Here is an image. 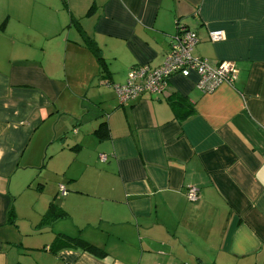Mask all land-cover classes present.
<instances>
[{"label":"crops","instance_id":"1","mask_svg":"<svg viewBox=\"0 0 264 264\" xmlns=\"http://www.w3.org/2000/svg\"><path fill=\"white\" fill-rule=\"evenodd\" d=\"M177 21L233 83L119 104ZM0 264H264V0H0Z\"/></svg>","mask_w":264,"mask_h":264},{"label":"built area","instance_id":"2","mask_svg":"<svg viewBox=\"0 0 264 264\" xmlns=\"http://www.w3.org/2000/svg\"><path fill=\"white\" fill-rule=\"evenodd\" d=\"M209 39L212 42L224 39L222 30L209 31ZM198 42L197 33L176 22V33L173 36L169 51L163 62L157 67L147 64L132 66L122 84H112L119 104L126 105L143 94L158 95L168 85V80L173 75L179 74L188 77L191 73L196 74L195 87L203 93L211 92L220 84H232L236 78L235 64L231 60L218 62L192 55V50ZM102 160L104 156H100ZM64 193V187L59 186ZM186 198L190 202L198 199L197 189L188 186Z\"/></svg>","mask_w":264,"mask_h":264},{"label":"trees","instance_id":"3","mask_svg":"<svg viewBox=\"0 0 264 264\" xmlns=\"http://www.w3.org/2000/svg\"><path fill=\"white\" fill-rule=\"evenodd\" d=\"M63 215H64L63 210L59 209L53 202H51L42 216L41 223L43 224L49 223L52 220L61 217ZM52 246H55L56 248H63L65 246L80 248L83 251H86L97 257L105 255V251L103 249L98 248L92 244H89L79 237H72L65 234H57L54 241L52 242Z\"/></svg>","mask_w":264,"mask_h":264},{"label":"rangeland","instance_id":"4","mask_svg":"<svg viewBox=\"0 0 264 264\" xmlns=\"http://www.w3.org/2000/svg\"><path fill=\"white\" fill-rule=\"evenodd\" d=\"M24 205H25V203H24ZM23 212L26 213V210H25L24 207H23ZM21 215L27 217L26 215H24V214H22V213H21ZM24 220H25V219H19V223H20L22 226H23V225L25 224V222H26V221H24Z\"/></svg>","mask_w":264,"mask_h":264}]
</instances>
